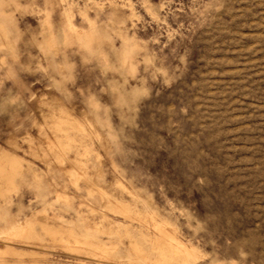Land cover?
Masks as SVG:
<instances>
[{"label": "rangeland", "instance_id": "374dc122", "mask_svg": "<svg viewBox=\"0 0 264 264\" xmlns=\"http://www.w3.org/2000/svg\"><path fill=\"white\" fill-rule=\"evenodd\" d=\"M0 264H264V0H0Z\"/></svg>", "mask_w": 264, "mask_h": 264}, {"label": "bare ground", "instance_id": "6f19581e", "mask_svg": "<svg viewBox=\"0 0 264 264\" xmlns=\"http://www.w3.org/2000/svg\"><path fill=\"white\" fill-rule=\"evenodd\" d=\"M188 255V254H187ZM185 257H187V256H185ZM188 258V257H187Z\"/></svg>", "mask_w": 264, "mask_h": 264}]
</instances>
